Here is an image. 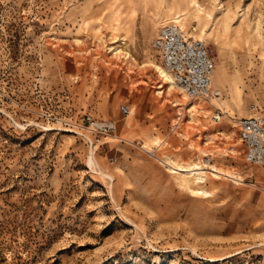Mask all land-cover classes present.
<instances>
[{"label":"rangeland","instance_id":"374dc122","mask_svg":"<svg viewBox=\"0 0 264 264\" xmlns=\"http://www.w3.org/2000/svg\"><path fill=\"white\" fill-rule=\"evenodd\" d=\"M168 20L206 41L220 95L173 102L152 67ZM257 111L264 0H0V264H264V193L239 183L238 120Z\"/></svg>","mask_w":264,"mask_h":264},{"label":"built area","instance_id":"2783aa9c","mask_svg":"<svg viewBox=\"0 0 264 264\" xmlns=\"http://www.w3.org/2000/svg\"><path fill=\"white\" fill-rule=\"evenodd\" d=\"M151 45L159 51L162 64L171 71L177 85L191 98L221 94V88L213 84L216 62L203 38L189 33L177 20H168L159 24ZM120 108L127 114L131 111L126 102H121ZM222 115L221 110H216L212 118L220 120ZM87 120L88 128L104 135L115 128L114 121L92 114L87 115ZM238 126L246 160L264 164V112L242 115Z\"/></svg>","mask_w":264,"mask_h":264},{"label":"bare ground","instance_id":"6f19581e","mask_svg":"<svg viewBox=\"0 0 264 264\" xmlns=\"http://www.w3.org/2000/svg\"><path fill=\"white\" fill-rule=\"evenodd\" d=\"M152 67H153L156 75L163 82L167 91L170 92L171 94L175 95L173 102L176 105H185L186 99H188V98L191 99V101H193V102L195 100L199 99V98H191L179 85H177L171 71L168 68H166L163 64L161 65L158 63H153ZM177 87L181 91L179 94H175V90L177 89ZM202 107L200 106L199 103L195 102V103L191 104L188 111L191 113H194V112L199 111L200 108H202ZM114 125H115V123H114ZM227 137L228 138L232 137V134L227 135ZM197 146H198V149L200 150V152L203 154H206L208 152H213V153H217V155L223 156L227 152V150L225 148H219V149L211 151L207 147H204V145L203 146L197 145ZM170 162L173 165L172 167L175 170L180 171V173H181V170H186V171H188L189 174H193L195 176L196 181L203 178V174L207 172V171L203 170L205 168H208L210 170V172H212L216 176L226 175V176L231 177L235 180H238L241 177L238 173H236L234 171H229V170L223 169L222 167H220L217 164L207 163L206 160H202V159L195 161L189 165L181 164L180 162H177L173 159L170 160Z\"/></svg>","mask_w":264,"mask_h":264},{"label":"crops","instance_id":"0c3cea01","mask_svg":"<svg viewBox=\"0 0 264 264\" xmlns=\"http://www.w3.org/2000/svg\"><path fill=\"white\" fill-rule=\"evenodd\" d=\"M170 96V95H169ZM200 98H204V97H200ZM197 99V100H199V101H201V99ZM205 102V101H204ZM127 103V102H126ZM127 104H129V103H127ZM97 117V116H96ZM97 118H99V117H97ZM99 119H101V118H99ZM213 119V118H212ZM104 120H112L111 118H108V119H104ZM213 120H215V119H213ZM114 121V120H113ZM215 121H218V120H215ZM213 130H214V128H212ZM216 131H218L219 133H222L223 131L222 130H216ZM110 134V133H109ZM205 134V133H204ZM223 134V133H222ZM235 134V133H234ZM105 135H108V134H105ZM221 135V134H220ZM238 135H239V137H240V134H239V127H238ZM196 136H198V133H196ZM205 136V135H204ZM218 136L219 135H217L216 136V140H218ZM223 136V135H222ZM200 139H202V137H199ZM226 138H228L227 137V135H226ZM229 138H231V137H229ZM213 140L214 138H208L207 137V140ZM240 139H241V137H240ZM242 140V139H241ZM216 143H217V141H216ZM204 144H206V147H209V148H211V149H213V150H216L215 148H212V147H210V146H207L208 144H209V142H205ZM244 144V143H243ZM223 148H225V147H223ZM219 149V148H218ZM230 149H232V150H235V147L234 146H232ZM232 150H230V151H232ZM228 152V151H227ZM213 152H210V154H212ZM238 153H239V151H238ZM237 153V154H238ZM203 154V153H202ZM216 154V153H215ZM225 154H227V153H225ZM229 154V153H228ZM207 155H209V153L207 154ZM234 155H235V153H234ZM196 157V156H195ZM213 159V158H212ZM211 159V160H212ZM215 160V159H214ZM213 160V161H214ZM241 160H243V162H244V164L246 165V166H249V169H242V172H240V174L243 176V180H242V182H239V183H248V184H251V185H253L254 187H256V188H260L261 189V191H262V193H261V195L264 193V187H262V186H260V185H258V183L257 182H255L256 181V179H257V176H256V174H255V172H254V166H262V167H264V164H257V163H252V162H249V161H247L246 160V158H245V146H244V154L242 153V158H241ZM236 165V164H235ZM234 165V166H235ZM239 172V171H238ZM261 175H262V173H261ZM247 178H249V182H247ZM248 190V189H247ZM262 205V204H261ZM264 206V205H263Z\"/></svg>","mask_w":264,"mask_h":264}]
</instances>
